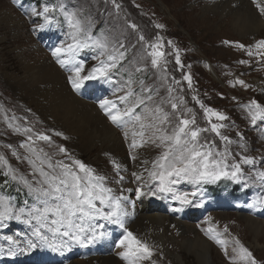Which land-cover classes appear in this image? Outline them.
Here are the masks:
<instances>
[{"label":"rangeland","instance_id":"rangeland-1","mask_svg":"<svg viewBox=\"0 0 264 264\" xmlns=\"http://www.w3.org/2000/svg\"><path fill=\"white\" fill-rule=\"evenodd\" d=\"M160 3V0H0V156L4 157L0 161V196L5 198L13 213L25 209L20 219H15L13 215L0 222V264H71L115 253L119 240L125 235L123 229V234L117 237V224L97 219L95 223L103 225L99 230L106 233V239L88 245L70 242L68 249L61 252L53 251L34 235L35 228L40 225L27 213L33 207H42V204L29 188V185L35 187L36 180L40 179L29 161L35 160L37 166L40 161L26 145L29 143V134L35 140V134L41 132L48 135L51 142L35 140V148L43 149L54 160H65V155L59 152V147L64 146L71 157L83 161L97 175L104 176V183L114 190L115 195L128 197L122 201L126 213L123 217L125 223L134 219L130 215L136 209L134 205L141 209L139 206L145 201L152 213L157 212L193 226L212 246L210 264H238L241 254L230 249L233 247L231 238L235 233L244 236L242 245L251 252L256 264H264V230L252 233L239 219L240 215H246L264 220V180L258 175L264 171V120L258 119L255 124L252 123L253 109L250 104L255 100L264 107V55H248L249 50L253 53L264 50L237 46V42L254 46L257 41L264 40V30L240 42V34L232 31L228 23L220 29L214 23L215 29L211 31L217 33L218 37L209 38L205 36L202 25L192 19L201 15L198 10L190 13L181 11L188 2L162 0L169 12ZM45 5L55 8V11L47 14V21L33 12L42 11ZM65 12L74 14L75 19L80 21L83 31L77 34V38L83 40L91 37L105 44V55H100V48L90 46L80 50L74 62L64 66L58 63V59L68 60V56H53L55 48L66 47L74 42V29L69 25ZM228 35L237 39L222 43L221 37ZM92 40L88 41L90 45ZM153 45H160V50L165 53L159 60V66H153L151 62ZM37 50L47 55L64 74L73 73L74 70H69L71 65L76 67L83 63L80 73L83 76L98 66L100 60L106 61L108 55H117V66L110 73V79L97 77L93 84L81 88L85 94L80 96L77 90L75 94L96 104L104 99L112 100L122 111L130 107L131 103L120 101L118 97L131 89L133 96L129 98L130 101L134 102L137 97L145 99V104L135 109L137 114L150 117L152 110L157 106L162 107L171 120L169 133L179 118H194L195 124L190 127L209 129L200 133L201 144L207 142L214 145L213 151H226L229 164L241 161L245 156L253 158L254 163L241 164L242 175L239 180L221 178L199 184L182 180L173 185L176 190L174 193L157 192L151 195V192H156L159 181L149 176L148 182L144 183L141 178L137 179L131 169H117L107 154L100 155L99 148L83 151L81 146L85 141L79 135L65 134L59 125H52L49 119L45 120V117L32 111L33 105L25 104L24 67L28 59L34 61L38 58ZM119 53H123L122 58ZM177 55L180 58L179 65L176 63ZM186 75L191 77V86L184 79ZM16 79L21 81V89ZM240 80L244 84L238 83ZM170 88L173 89L171 92ZM87 93L90 94L86 97ZM149 96L152 97L150 101L147 100ZM171 103H177L178 109L173 110ZM205 108L214 109L227 119L221 121L212 117L209 122ZM98 109L121 137L123 150L116 153L127 157L133 168L147 162L149 171H152V162L163 149L146 142L142 146L143 153H139L137 149L141 146L132 147L133 139H128L136 130L133 125L114 124L104 109ZM145 123H148L147 119ZM212 123L224 125L220 135L210 130ZM25 129H31V133H26ZM222 136H227L231 143L222 140ZM150 137L149 132L143 139L148 141ZM136 140L139 144L141 138L136 137ZM123 175L128 178L125 179ZM130 181L131 188H123L118 183ZM138 188L147 193L138 196ZM194 192L196 195H191ZM180 193H188L192 202L181 204L174 198ZM29 220L31 222H27ZM210 228L211 232L208 231ZM41 231L49 237L50 242L56 244L61 239H67L54 236L47 227H42ZM170 233L178 238L186 236L188 231L174 229ZM141 236V241L147 243L152 251L149 264H200L188 248H174L175 252L180 253L179 261L174 259V255L162 251L157 240L143 234ZM103 243L107 244L104 246ZM29 244L36 247L29 248ZM109 249L111 251L107 253ZM223 250L229 252V258L223 256ZM242 264H250V261Z\"/></svg>","mask_w":264,"mask_h":264},{"label":"snow or ice","instance_id":"snow-or-ice-1","mask_svg":"<svg viewBox=\"0 0 264 264\" xmlns=\"http://www.w3.org/2000/svg\"><path fill=\"white\" fill-rule=\"evenodd\" d=\"M254 3L260 13L264 14V5L259 0H254ZM53 11H55V8L47 5L44 6L42 11L36 12L33 10L35 15L43 16L46 21L49 19L47 14ZM64 15L69 25L74 29V42L66 47H57L53 51V56L58 58L61 54L68 56V60L58 59V63L61 66L74 62L77 53L90 46L100 48L102 50L100 55H105V44L92 40L91 37H85L83 40L78 39L77 34L83 31L80 21L75 19L72 13L65 12ZM157 27L163 26L157 25ZM89 40H92L91 45L88 43ZM237 46L242 49L255 47L258 50H264V40L257 41L254 46L237 42ZM151 47L154 48V51L150 53L153 57L152 65L159 66V60L165 56V53L160 50V45ZM254 54L261 56L264 55V52L257 51L253 53L251 50L248 51L249 56ZM119 56L122 58L123 53H119ZM176 63L180 64L179 55L176 57ZM240 63H247V61H240ZM116 66L117 55H108L107 60H100L98 66L93 67L88 75L81 76L83 63H80L79 66L74 67L75 75L70 77L72 86L74 89L79 90L84 81L97 77L110 79V73ZM184 79L188 80L189 86H191V77L186 75ZM238 83L244 84V81L240 80ZM172 90L170 88L169 92ZM132 96L133 92L130 89L125 95L118 97L120 101L131 103L130 107H125L122 111L114 101L108 99L101 100L100 107L104 109L114 124L126 125L131 123L133 125L136 130L132 132V147H142L144 143L151 142L156 147L163 149L152 162L153 170L148 172V175L153 180L159 181L156 192H151V195H156L157 192L174 193L176 190L173 185L179 184L182 180H188L194 184L215 182L221 178L239 180L242 175L241 164L254 163L253 158L245 156L241 158V161L229 164L226 151H213L214 145H209L207 142L201 144L199 142L200 133L209 129L190 127L195 124L194 118L191 120L183 117L179 118L178 123L172 127V131L169 133L168 126L171 125L169 114L165 113L162 107L157 106L152 110L150 117H142L135 112V109L144 105L145 99L137 97L132 102L129 100ZM151 99V96L147 97V100L150 101ZM250 104L253 109L251 112L252 123L255 124L258 119L264 120V107L255 100H252ZM171 108L177 110L178 104L171 103ZM205 115L208 117L209 122H211L212 117H216L221 121L227 119L222 113L211 108H205ZM145 119L148 120V123H145ZM222 127H224L223 124L212 123L210 130L220 135ZM25 132L31 133V129H25ZM149 132L151 137L148 141H145L143 138ZM125 135L127 136V133ZM136 137L141 138L139 144ZM221 139L231 143L227 136H222ZM27 140L29 143L26 146L37 155V159L40 161L38 166L35 160L29 161L33 164L35 172L40 177V179L36 180L35 187L29 185L30 191L35 193L36 199L42 204V207H33L27 213L30 218L35 219L40 225V227L35 228V236L47 243V246L53 251L61 252L68 249L70 242L78 245H88L103 239L106 233L99 230L103 228V225H98L95 221L104 219L124 229L125 235L117 244V247L125 249L119 253L122 258L128 260L129 264H139L140 260L150 259L152 251L148 244L137 239L124 226L123 217L126 213L122 201L127 200L126 196L115 195L114 190L107 187L104 183L106 179L104 176L97 175L95 170L83 161L71 157L64 146L59 147V152L65 155V160H54L43 149L34 147L35 140L51 142V138L48 135L42 132L36 133L34 140L33 135L29 134ZM3 160L4 157L0 156V161ZM116 167L119 169L120 165L116 164ZM258 175L260 179L264 180V171L258 173ZM137 179H140V176H137ZM128 191H131V189H128ZM136 194L140 196L144 195V192L138 188ZM191 195L194 196L196 193L194 192ZM188 197V193H180L174 196L183 205L192 202ZM105 208L109 210L106 211ZM24 213L25 209L23 208L13 213V209L5 198L0 196V222L12 218L13 215L15 219H20ZM42 227H47L48 231L53 233L54 236L66 237L67 239H61L59 244L50 242L49 237L42 233ZM208 231L211 232L212 229L210 228ZM8 239L11 240V237H8ZM237 243L239 242L237 241ZM34 247L36 245L29 244V248ZM240 250V259L250 261V264H256L247 248L241 245Z\"/></svg>","mask_w":264,"mask_h":264},{"label":"bare ground","instance_id":"bare-ground-1","mask_svg":"<svg viewBox=\"0 0 264 264\" xmlns=\"http://www.w3.org/2000/svg\"><path fill=\"white\" fill-rule=\"evenodd\" d=\"M167 1L170 2V0ZM181 1L182 3H189L181 9L182 12L190 13L194 10H198L199 13H201V15H198L196 18L193 17L192 19L202 25L203 30L206 32L204 33L206 37L212 38L218 35L211 31L215 29L213 27L214 23L219 26L218 29H220L223 24L228 23L232 31L240 34V42L247 41L246 39H249V37L261 33L264 30V14L260 13L254 0ZM160 2L163 9L169 12V8L163 6L162 0H160ZM259 2L264 5V0H259ZM209 22L212 23L209 24ZM221 38L220 40L222 43L223 41L227 42V40L233 42L237 39L233 35L222 36ZM38 52V58L34 61L28 59V63L24 67L25 104L27 106L33 105L34 108L32 111L42 115V118L45 117V120L49 119L50 121L48 122H51L52 125H59V128L65 132V134L79 135L80 138L85 141L81 146L83 151L91 150L95 147L99 148L100 155L107 154L110 157V161L112 163L115 162L113 164L120 165V170L124 171L125 169H131L132 173L136 176H140L141 180L147 183L149 177V163H140L138 167L133 168L127 157L117 154V151L123 150L124 145L122 144L121 137L117 135L116 130L106 121L104 115L98 111L100 102L96 104L97 102H90L77 96L75 94L77 89L73 88L70 80V77L75 75L74 71H72L73 73L64 74L47 55L43 54L42 51ZM74 67L75 66L71 65L69 70H74ZM94 80L95 79L84 81L83 85L77 90L80 91V96L84 93L81 88L86 84L88 86L93 84ZM15 81H17V79ZM20 82H16L18 88L22 87V83ZM89 94L90 93H87L85 96L87 97ZM128 139L132 140L133 136ZM95 142L100 144H96ZM105 144L106 146H104ZM137 151L143 153V147H139ZM124 178L127 179L128 176H124ZM118 183H120L119 186L123 188L132 187L131 181L128 183ZM142 191L144 194L145 192L147 193L146 190ZM138 199L139 201L141 200L140 197ZM134 206L136 209L130 213L131 216H134V219L126 223L124 221V226L137 239L141 240V234H143L144 236L157 240L160 242L162 251L167 255H174V259L179 261H181L180 253L175 252L174 248L178 250L183 247L188 248L189 251L195 255L200 264H210V250L212 246L203 236L199 235L194 230L193 226L191 227L172 217L160 215L157 212L152 213L151 207L146 205L145 201H142V205L140 204L139 207L141 209H138V205ZM239 219L249 227L252 233H258L259 230H264V220L255 219L246 215H240ZM174 229L182 232L188 231V234L191 233L192 235L187 234L186 236L176 238L174 234L170 233V231ZM115 232L117 237H119L123 234V229L120 227L118 229L116 228ZM162 238H164V240ZM243 239L244 236L242 237L241 233H235L234 237L231 238V240H233V247L230 249H235L241 254L240 246L243 243ZM237 241L239 243H237ZM106 244L103 243L104 246ZM124 250L125 249L122 247H117L116 252L111 253L109 249L107 253H110L105 256H97L87 260L82 259L80 261L71 262V264H129L128 260L119 255V253ZM221 253L224 257H230L227 250H223ZM149 262L150 260L147 259L142 260V262L139 261V264H149ZM246 262L247 261L241 259L237 263L242 264Z\"/></svg>","mask_w":264,"mask_h":264}]
</instances>
